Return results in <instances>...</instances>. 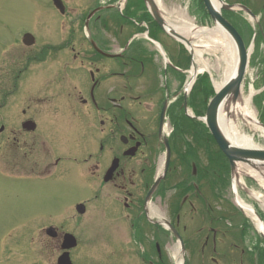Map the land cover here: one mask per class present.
<instances>
[{
	"label": "flooded vegetation",
	"instance_id": "1",
	"mask_svg": "<svg viewBox=\"0 0 264 264\" xmlns=\"http://www.w3.org/2000/svg\"><path fill=\"white\" fill-rule=\"evenodd\" d=\"M217 3L233 8L222 14L253 50L250 67L258 73L253 105L264 124V0ZM94 23L105 45L109 40L118 49L125 47L120 38L132 31V23L121 25L111 40L110 16H95ZM75 27L57 46L38 47L34 58L25 55L17 70L1 74L0 82H10L0 96V188L25 185L51 197L56 211H85L80 217H88V245L107 255L90 249L80 259L71 257L73 264H175L172 248L179 250L180 240L173 230L184 246L182 264H264L247 250L243 237L228 229V218L217 213L220 153L206 146L200 120L206 112L204 96L183 93L180 71L175 85L157 83L148 55V63L139 62L138 68L123 53L118 67L110 69L89 41L75 38ZM51 54L59 62L45 64ZM31 61L39 63L31 66ZM19 80L52 83V93L28 98L22 111H14L7 101ZM11 82L16 83L12 90ZM31 100L42 106L39 112H31ZM50 227L57 238L46 237L59 258L68 232Z\"/></svg>",
	"mask_w": 264,
	"mask_h": 264
},
{
	"label": "rangeland",
	"instance_id": "2",
	"mask_svg": "<svg viewBox=\"0 0 264 264\" xmlns=\"http://www.w3.org/2000/svg\"><path fill=\"white\" fill-rule=\"evenodd\" d=\"M66 8L69 13L65 16L60 15L53 7L50 0H0V80L1 74L7 75L18 69L19 64H24L22 59L25 55L34 58L38 53L35 49L42 46H54L61 42L70 28L76 26L72 32L77 39L88 40V30H81L78 20L81 16L89 11L95 4V0H64ZM161 11L164 18L169 24L173 26L183 25V16L187 15L188 20L200 28L213 29L215 24L207 17L197 19L190 13L196 9V0H159ZM191 7V8H190ZM197 14L200 12L197 10ZM85 16V15H84ZM84 19V18H83ZM137 20L139 18L137 17ZM81 21V20H80ZM82 22V21H81ZM77 24V25H76ZM79 25V26H78ZM132 28V27H130ZM116 29V28H115ZM25 32L33 34L37 41L32 46L31 51L26 50L22 44L21 38ZM89 32L94 36V27L90 23ZM129 34H125L127 38ZM94 38V37H93ZM157 39L161 44L165 57L169 60V65L166 63L163 53L156 50L154 45L145 44L144 56L152 57L151 63L155 66L151 74L155 77L157 83L165 85L169 80L170 84L175 85L180 80V74L174 71V64L179 60L180 46L167 36L158 32ZM201 40H192L193 45L200 47ZM207 40H205L206 42ZM144 45V43H143ZM204 54V61L209 65V71L212 74L214 86L222 84L226 79V62L224 61V54L222 51H212L209 49H202ZM32 55H30V54ZM187 56V54L185 53ZM45 64H56L59 62L57 56L51 54L46 55ZM197 66L201 71L203 70V62L197 60ZM103 64H106L110 69L117 68L118 62L114 60L104 59ZM147 62V60L145 61ZM31 66L39 62H29ZM36 68V67H30ZM114 68V69H115ZM128 67H126L127 69ZM4 70V71H2ZM257 70L250 68L247 72L245 82L243 84V99H247L252 92H257L253 88L254 81L257 78ZM29 80H35L32 77ZM10 82V81H8ZM8 82H0V96L1 93L7 89ZM12 85V86H11ZM213 85V84H212ZM16 86V83L10 84V89ZM49 82H32L31 84L19 80L18 87L13 88V94L9 95L8 103H13L14 111L20 112L25 107L28 98L42 96L44 93L49 95L52 93ZM34 100H31V102ZM34 101L31 105V112H39L41 107ZM51 101V106H53ZM46 104H44L45 106ZM249 109L256 115L258 119V111L253 105V99L248 104ZM53 107H51L52 109ZM45 109V107H44ZM4 111V110H3ZM242 132L248 133L254 138L255 144L264 149V137L255 131L248 128L246 122L240 118L235 119ZM259 121V120H258ZM164 159H161V163ZM232 181V180H231ZM240 185L237 190L243 200L251 205L262 220L264 221V205L256 201L251 194H259L264 200V180L262 183L253 180L247 175L240 178ZM233 187L231 184L222 190L220 193V201H217V213L230 212L232 207L236 206L235 198L233 196ZM54 198V197H53ZM45 207L47 211H39V208ZM57 205L55 201L48 195L40 194L38 189L28 190L25 185H12L10 187L0 188V264H56L59 252L52 254L54 243L49 241L46 237L45 230L49 225L57 226L62 232H69L74 234L78 241V249L72 251L71 257L73 259H80L85 253H90L93 250L94 255L104 256L106 252H97L95 248L88 245L86 235V220L88 217H80L76 211L72 214L69 211H56ZM51 209V211H48ZM36 210V211H35ZM245 216V215H244ZM248 223H245L238 213L234 212V218L228 217L226 226L228 229L234 231L238 239L244 238L246 248L255 252L257 245L264 249V244L261 243L263 236L259 233L255 223L251 218L245 216ZM78 220V221H77ZM264 223V222H263ZM250 225V228H249ZM105 235V234H104ZM105 239H110L105 235ZM104 238V236H100ZM105 239H102L104 241ZM260 240V241H259ZM94 245V244H93ZM56 246V245H55ZM176 247L172 248V255L175 254ZM55 251V250H54ZM53 255V256H52ZM114 261V259H109ZM180 259H177L175 264H180ZM81 264H84L81 261Z\"/></svg>",
	"mask_w": 264,
	"mask_h": 264
},
{
	"label": "water",
	"instance_id": "3",
	"mask_svg": "<svg viewBox=\"0 0 264 264\" xmlns=\"http://www.w3.org/2000/svg\"><path fill=\"white\" fill-rule=\"evenodd\" d=\"M203 1L206 10L208 11L210 17L212 18L214 24L222 28L231 39L238 57V68L236 74L232 77H229V79H226L222 88L219 91H216L215 97L209 103L206 116L203 118L204 123L206 124L210 133L214 137L220 150L228 159L231 168L232 179L234 182L235 172L239 164L251 166L257 171L259 170V167H264V149H260V148L243 149L231 145L223 135L219 126L220 110L223 104L228 102L234 104L237 101H239V99H241L242 82L244 80L248 68L249 54H248V50L245 47L244 41L242 40L239 33L225 18H223L221 14L220 9L229 10L231 8L226 5H221L220 9L217 10L213 6L211 0H203ZM144 2L148 7L149 12L152 15L153 19L155 20V22L168 36H170L171 38L175 39L178 42H181L186 47L191 46V42L189 40H187L185 37H183L181 34L175 31V29H173L172 26L167 23V21L161 14L159 7L157 6L154 0H144ZM53 3L55 7L61 11V13H65V7L61 0H53ZM24 43L27 46H31L34 43V38L31 35L27 34L24 37ZM98 51L107 57H113L111 55L102 53L99 49ZM168 164H169V157L167 159V167ZM78 212L80 214H83L85 211H78ZM53 232H54L53 229L48 230L49 234H52ZM76 246H77L76 238L69 234L65 235L62 249L65 250L66 252L59 259V264H72L70 260L69 251L75 248Z\"/></svg>",
	"mask_w": 264,
	"mask_h": 264
},
{
	"label": "bare ground",
	"instance_id": "4",
	"mask_svg": "<svg viewBox=\"0 0 264 264\" xmlns=\"http://www.w3.org/2000/svg\"><path fill=\"white\" fill-rule=\"evenodd\" d=\"M211 2L217 10L220 9V5L217 4V0H211ZM183 19V25L178 27L173 26V28L189 41L202 39L200 47L194 45L190 47L195 60V66L191 71L192 82L194 81L196 74L199 73V70L201 71V69H197V60L203 62V70L209 71V65H207V63H205L204 61V54L202 50L203 48L212 51H222L225 58L224 61L227 64L225 70L226 79H229V77L234 76L238 68V57L235 48L232 44V41L227 35V33L217 25L213 29L195 27V25H193L188 20L187 15H184ZM205 40L207 41L205 42ZM224 82L222 84L216 85L217 91L222 88ZM253 94L254 92H252L246 100L242 97L241 99H239V101L234 104L231 102L225 103L223 104L220 110V129L225 138L229 141V143L238 148L256 149L259 147L255 144L254 138L252 136H250L246 132L241 131L237 121L235 120L236 117L242 118L246 122L250 130H256L262 135V137H264V128L261 127L256 118V115L248 107V104L250 103ZM243 175L250 176L256 181L262 183V181L264 180V167H259V170L257 171L251 166L239 164L237 166L234 178L235 190H237V187L241 184L240 178ZM251 196L256 201L264 205V200H262L261 195L251 194ZM236 201L237 204L243 209L245 214L249 218H251L252 221L255 223L258 231L264 235V223H262L257 217L254 208L246 204L238 195Z\"/></svg>",
	"mask_w": 264,
	"mask_h": 264
},
{
	"label": "trees",
	"instance_id": "5",
	"mask_svg": "<svg viewBox=\"0 0 264 264\" xmlns=\"http://www.w3.org/2000/svg\"><path fill=\"white\" fill-rule=\"evenodd\" d=\"M136 9H139V8L136 7ZM152 24L154 28L159 29L155 23L152 22ZM151 35L152 36L155 35L154 31H151ZM181 62L189 63V58H185L181 60ZM198 92L205 94L206 102L208 101L209 97L214 95L208 75H203L202 77L198 79L196 83V87L194 89V93H198ZM210 142L216 145L214 142V139L211 136L207 135L206 144L209 145ZM212 160H214L213 157H212ZM217 175L220 177L221 185L225 187L229 182V165L227 163L226 158L221 152H220V160L217 162ZM260 256L264 259V252H262Z\"/></svg>",
	"mask_w": 264,
	"mask_h": 264
}]
</instances>
